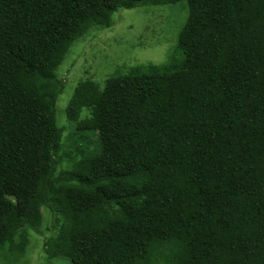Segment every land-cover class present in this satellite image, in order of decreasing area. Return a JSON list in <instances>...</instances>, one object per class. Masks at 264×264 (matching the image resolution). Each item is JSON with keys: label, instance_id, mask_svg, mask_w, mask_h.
Segmentation results:
<instances>
[{"label": "trees", "instance_id": "trees-1", "mask_svg": "<svg viewBox=\"0 0 264 264\" xmlns=\"http://www.w3.org/2000/svg\"><path fill=\"white\" fill-rule=\"evenodd\" d=\"M182 1L169 59L80 80L59 126L72 46ZM37 232L71 264H264V0H0V260Z\"/></svg>", "mask_w": 264, "mask_h": 264}, {"label": "rangeland", "instance_id": "rangeland-1", "mask_svg": "<svg viewBox=\"0 0 264 264\" xmlns=\"http://www.w3.org/2000/svg\"><path fill=\"white\" fill-rule=\"evenodd\" d=\"M113 17L115 25L112 27L94 28L78 40L59 68L58 73L65 80L64 91L57 101L59 126L65 120L66 105L80 80L91 77L104 85L110 76L125 72L131 66L166 62L178 43L188 7L185 1L172 5H142L121 9ZM68 134L64 132L65 136ZM47 236L37 232L38 238L28 250V256L19 264H71L69 260L47 258L43 246ZM0 264L5 262L0 260Z\"/></svg>", "mask_w": 264, "mask_h": 264}]
</instances>
